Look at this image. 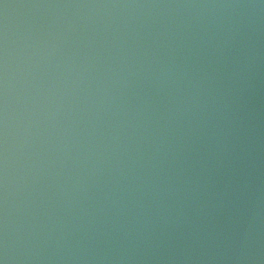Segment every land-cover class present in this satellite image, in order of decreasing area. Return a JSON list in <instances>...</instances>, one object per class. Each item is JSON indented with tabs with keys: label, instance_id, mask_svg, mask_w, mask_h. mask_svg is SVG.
I'll list each match as a JSON object with an SVG mask.
<instances>
[{
	"label": "water",
	"instance_id": "water-1",
	"mask_svg": "<svg viewBox=\"0 0 264 264\" xmlns=\"http://www.w3.org/2000/svg\"><path fill=\"white\" fill-rule=\"evenodd\" d=\"M0 264H264V0H0Z\"/></svg>",
	"mask_w": 264,
	"mask_h": 264
}]
</instances>
